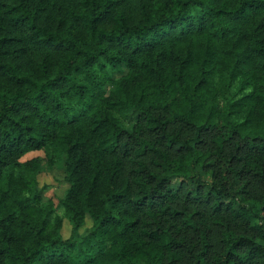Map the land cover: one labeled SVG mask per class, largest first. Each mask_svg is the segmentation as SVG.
Here are the masks:
<instances>
[{
  "label": "trees",
  "instance_id": "16d2710c",
  "mask_svg": "<svg viewBox=\"0 0 264 264\" xmlns=\"http://www.w3.org/2000/svg\"><path fill=\"white\" fill-rule=\"evenodd\" d=\"M0 264H264V0H0Z\"/></svg>",
  "mask_w": 264,
  "mask_h": 264
},
{
  "label": "rangeland",
  "instance_id": "374dc122",
  "mask_svg": "<svg viewBox=\"0 0 264 264\" xmlns=\"http://www.w3.org/2000/svg\"><path fill=\"white\" fill-rule=\"evenodd\" d=\"M126 72V69L123 70L122 73H116L115 77H120ZM111 88V85H107V90ZM236 95V90L231 88L229 93L227 94L228 97H233ZM175 130L178 129L177 125L172 126ZM40 157L41 158V170L36 176V188L39 190L40 193V202L43 204L53 203L55 206L58 204L59 200L62 199L69 183L66 178L65 173V166H48L45 162L44 153L42 151H33L27 153L22 157V159H29L33 157ZM56 215L61 217L62 221V228H61V235L63 238H68L73 230V226L70 221L63 215V210L61 208L56 209ZM89 220H87L86 224L81 227L78 232L80 234L84 233L85 229L89 227Z\"/></svg>",
  "mask_w": 264,
  "mask_h": 264
}]
</instances>
